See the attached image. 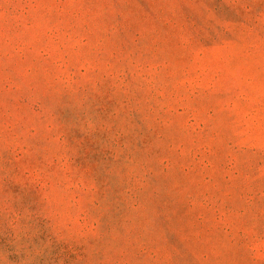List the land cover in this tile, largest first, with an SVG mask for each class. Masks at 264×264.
<instances>
[{"label":"rangeland","instance_id":"rangeland-1","mask_svg":"<svg viewBox=\"0 0 264 264\" xmlns=\"http://www.w3.org/2000/svg\"><path fill=\"white\" fill-rule=\"evenodd\" d=\"M0 264H264V0H0Z\"/></svg>","mask_w":264,"mask_h":264}]
</instances>
